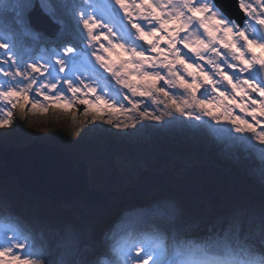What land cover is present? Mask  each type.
Returning <instances> with one entry per match:
<instances>
[{"label": "snow or ice", "instance_id": "1", "mask_svg": "<svg viewBox=\"0 0 264 264\" xmlns=\"http://www.w3.org/2000/svg\"><path fill=\"white\" fill-rule=\"evenodd\" d=\"M239 7L237 19L218 0H0V128L21 100L45 112L79 105L93 127L151 128L230 161L238 149L264 172V0ZM156 207L157 220L128 222L119 243L110 224L50 245L0 201V264H264V205L202 219L174 201Z\"/></svg>", "mask_w": 264, "mask_h": 264}, {"label": "rangeland", "instance_id": "2", "mask_svg": "<svg viewBox=\"0 0 264 264\" xmlns=\"http://www.w3.org/2000/svg\"><path fill=\"white\" fill-rule=\"evenodd\" d=\"M211 23L214 24L217 21L212 20ZM169 27H172V25H169ZM161 43L164 42L161 41ZM252 50L256 53L261 52V49L257 47H253ZM122 58H127V56ZM113 59L115 58L113 57ZM189 70H196L198 73V69L191 68ZM105 75L108 74L105 73ZM129 79L132 78L129 77ZM23 103L24 101L21 100L20 104ZM243 103L245 102L238 100L234 106ZM20 104L12 109V124L7 128H0V147L25 146L37 141L51 146H58L71 153H73L71 150L73 146L84 149V157L88 166L89 191L95 190L99 194V203L95 205L73 203L70 206H78L83 214L89 216L95 217L98 215L100 219L104 217L103 223L107 221V226L110 224L113 226L114 236L117 238L114 239L113 233L111 234L114 243H119L124 236L122 229L117 230L119 228H116L119 223L118 211L121 213L123 211L122 214H125L124 210L128 209L125 206L141 203L144 201L143 195L148 198L151 197V194H155L156 191L151 190L152 185H158V188H161L166 185L180 184L181 180L188 175L191 165L187 164L184 159L170 156L173 148H177L180 143L185 142L178 136L157 134L155 131L152 132L151 128L133 132L130 136L118 134V130L109 125L96 128L93 127L90 117L86 119L80 114L83 106L79 105L77 108L68 109L67 111H57L53 105H49L48 111L45 112L41 109L32 110L30 105L22 110ZM73 112L77 113L74 119ZM52 117L64 118L63 126L55 125ZM144 123L147 124V122ZM146 131L150 133H146ZM210 135L211 140L216 139L212 134ZM173 141H176L177 145L169 144ZM78 142L83 144H78ZM212 154L216 153L212 151ZM206 155L209 157V154L205 153L204 160L208 159ZM79 156L82 155L79 154ZM254 158H250L251 162L255 161L252 168L253 175L248 178L258 179L263 174L261 171L262 166L259 160ZM2 167L3 163L0 164V174H3ZM7 180L15 181L13 178ZM202 183H204L203 180L199 184ZM225 186L229 188L228 185ZM206 190L200 192H203V194L207 192L205 196L209 205L215 203L223 207L227 205L226 201L231 202L232 198L235 197L225 195L226 190L217 191L215 187H209ZM22 191L28 210L34 212L37 208L35 200H41L24 190ZM255 192L262 196L260 192ZM244 196L250 197L252 194L245 192ZM252 198L256 202L260 199H257L256 196ZM262 202L264 203V201ZM9 206L12 209L16 208L13 204H9ZM252 207L255 211L260 209L254 205ZM13 212L16 213V210H13ZM134 226H136V223H134Z\"/></svg>", "mask_w": 264, "mask_h": 264}, {"label": "trees", "instance_id": "3", "mask_svg": "<svg viewBox=\"0 0 264 264\" xmlns=\"http://www.w3.org/2000/svg\"><path fill=\"white\" fill-rule=\"evenodd\" d=\"M52 119L53 123L60 127L63 126L65 121L64 118L60 117H52ZM145 122L149 123L148 121ZM97 123H100L102 127L107 126V124H102L101 121H97ZM148 132L146 131V133ZM211 138L209 133L207 139L211 140ZM78 144L83 143L78 142ZM169 144L177 145V142L173 141L169 142ZM71 150L78 155L84 156L85 154V150L79 147L73 146ZM230 151L233 154V160L231 161L217 154L213 155L212 151L208 147H204V145L193 147L189 143H180L179 147L172 149L170 156H177L191 165L186 178L182 179L180 184L166 185L161 188H158V185H152L151 190L154 189L156 193L151 194V197L147 198L144 206L137 207L131 212H127V214H122L123 219L127 220H124V223H121L119 220L117 225L124 227L128 222L134 224L142 216H145L149 222L157 220L162 209L156 207V205L161 201H174L179 205L186 217L190 219L212 218L221 214H227L236 208L255 211L252 205L261 208L264 205L262 202L264 201V172L262 177L258 179L248 178L250 175H253L252 168L255 161L251 162L250 159H243V154L238 149H231ZM205 153L209 154V157L206 155L208 158L206 160L203 159ZM237 157L240 158V162H236ZM213 176L215 177L214 179ZM201 180L204 183L199 184ZM225 185H228L229 188ZM209 187H215L217 191L228 190L224 194L235 197L232 196L231 202L226 201L227 205L223 207L215 203L209 205L205 196L207 192H204L205 194L200 192L201 190L205 191ZM255 191L260 192L262 196L256 194ZM245 192L251 193L252 196H244ZM253 196H256L257 199L260 198L258 202L253 200ZM0 201L6 202L8 205H15L16 209L20 212V216L25 221L39 223L43 229V238L50 245H55L68 230L81 233L85 236L95 237L104 221V217L100 219L98 215L93 217L83 214L78 206L68 207L61 203L48 201L35 200L37 208L34 212H30L24 200L23 191L19 188L17 182L4 178H0ZM97 250L102 251L99 248ZM61 251L63 249H57L56 255L53 258H58Z\"/></svg>", "mask_w": 264, "mask_h": 264}, {"label": "water", "instance_id": "4", "mask_svg": "<svg viewBox=\"0 0 264 264\" xmlns=\"http://www.w3.org/2000/svg\"><path fill=\"white\" fill-rule=\"evenodd\" d=\"M227 12L244 16L237 0H218ZM0 178H13L25 192L41 201L62 203H99V194L89 191L88 166L84 156L58 146L33 141L25 146L0 147Z\"/></svg>", "mask_w": 264, "mask_h": 264}, {"label": "flooded vegetation", "instance_id": "5", "mask_svg": "<svg viewBox=\"0 0 264 264\" xmlns=\"http://www.w3.org/2000/svg\"><path fill=\"white\" fill-rule=\"evenodd\" d=\"M247 1V0H246ZM255 22V21H254ZM254 24V23H253Z\"/></svg>", "mask_w": 264, "mask_h": 264}]
</instances>
